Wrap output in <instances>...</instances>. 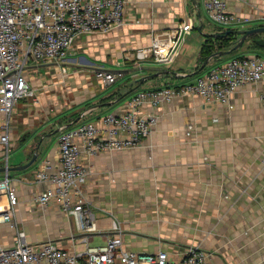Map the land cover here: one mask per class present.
Here are the masks:
<instances>
[{
  "label": "crops",
  "instance_id": "0c3cea01",
  "mask_svg": "<svg viewBox=\"0 0 264 264\" xmlns=\"http://www.w3.org/2000/svg\"><path fill=\"white\" fill-rule=\"evenodd\" d=\"M228 10L245 19L244 25L213 22L205 0H129L127 24L79 37L69 51L66 72L54 63L28 66L35 96L15 106L9 119L11 151L7 158L0 142V167L25 164L36 152L39 157L31 167L0 172V177L7 172L11 177L18 195L15 219L30 243L52 240L64 248L85 249L72 217L58 202H34L49 185L36 179L40 164L49 172L60 165L62 125L125 111L136 91L194 81L233 57L264 59V46L255 43L264 38L260 33L200 69L207 39L229 29L264 26V0H228ZM185 21L191 29L170 64L154 57L138 60L141 47L171 45ZM101 69L121 70L123 76L107 86L97 76ZM172 79L178 80L170 83ZM263 92V84H247L228 103L188 95L158 107L146 105L142 111L156 114L158 123L141 145L83 155L90 170L83 194L98 228L91 245H103L121 230L125 247L137 252L167 250L178 257L190 245H199L211 254L209 264H264ZM6 120L0 112V136ZM40 224L54 227L43 241L35 233ZM6 225L2 232L10 242L0 246L16 242L17 230Z\"/></svg>",
  "mask_w": 264,
  "mask_h": 264
},
{
  "label": "built area",
  "instance_id": "2783aa9c",
  "mask_svg": "<svg viewBox=\"0 0 264 264\" xmlns=\"http://www.w3.org/2000/svg\"><path fill=\"white\" fill-rule=\"evenodd\" d=\"M128 1L0 0V112L7 117L0 142L7 158L11 151L9 119L17 102L35 96L27 76L28 66L33 62L54 63L66 72L69 51L79 37L106 34L127 24ZM205 4L209 18L217 24L233 26L246 22L228 10V0H205ZM190 29V22L185 21L171 45L153 43L141 47L136 57H154L170 64ZM97 76L108 86L116 83L123 71L101 69ZM247 84L264 85L262 57L230 58L211 66L194 81L136 91L127 100L125 111L74 126L62 125L58 135L60 165L55 172H49L46 164H40L36 179L49 185L34 197V202L41 206L58 202L72 217L85 249L64 248L52 240L30 243L15 219L18 195L7 172L0 177V224L16 229L17 238L12 246H0V264H209L211 254L199 245H190L178 257L167 250L147 253L128 249L121 230L105 244L91 245L98 229L97 217L83 194L90 170L82 156L94 157L101 152L141 145L158 123L156 114L142 111L146 105L158 107L188 95H199L207 102L228 103L231 95ZM261 98L264 107V92Z\"/></svg>",
  "mask_w": 264,
  "mask_h": 264
},
{
  "label": "water",
  "instance_id": "95a60500",
  "mask_svg": "<svg viewBox=\"0 0 264 264\" xmlns=\"http://www.w3.org/2000/svg\"><path fill=\"white\" fill-rule=\"evenodd\" d=\"M230 32H233V33H236L238 35H241V37L238 40L237 44L233 48H231L229 50L215 52L212 56H210L209 58H207L203 62V64L201 65L200 69L205 68L207 66V64L209 63L210 59H212L213 57L230 54L234 50L239 49L244 44V42L248 38H250L251 36H255L257 34L264 33V26L251 28V29H239V30H233V31L228 30L224 34H221V35L222 36H226ZM255 43H257L260 46H264V38L255 39ZM38 157H39V153L36 152V153L33 154L32 158L27 163L22 164V165H18V166H15V167H10V166L6 165V166H3V167H0V172H4V171H8L9 172V171H12V170H15V171L25 170V169L31 167L37 161Z\"/></svg>",
  "mask_w": 264,
  "mask_h": 264
},
{
  "label": "trees",
  "instance_id": "16d2710c",
  "mask_svg": "<svg viewBox=\"0 0 264 264\" xmlns=\"http://www.w3.org/2000/svg\"><path fill=\"white\" fill-rule=\"evenodd\" d=\"M230 31H233V30H230ZM237 36L238 35L236 33L230 32L226 36H222L218 34L216 39L214 38L207 39L204 45L203 51L201 53V56L199 58V62L202 64L207 58L212 56L215 52L231 49L233 46L237 44V41H236ZM217 57H220V56H217ZM75 120L76 118L73 119L72 121L74 122Z\"/></svg>",
  "mask_w": 264,
  "mask_h": 264
},
{
  "label": "rangeland",
  "instance_id": "374dc122",
  "mask_svg": "<svg viewBox=\"0 0 264 264\" xmlns=\"http://www.w3.org/2000/svg\"><path fill=\"white\" fill-rule=\"evenodd\" d=\"M176 80H178V79H172V80H170V83L175 82ZM3 225L7 226L6 224H0V244L7 245L10 242V239H9V236L7 234L4 235V233L2 232V227H4ZM52 232H54V227L50 226L49 224H45V225L40 224V225H38V228L35 229L36 238L40 241H43L44 238ZM99 243H100V239H98V238L95 239V244H99ZM78 246H80V245L78 244Z\"/></svg>",
  "mask_w": 264,
  "mask_h": 264
}]
</instances>
